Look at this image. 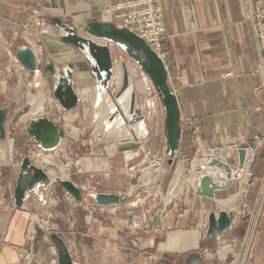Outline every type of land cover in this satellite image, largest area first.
Returning <instances> with one entry per match:
<instances>
[{"label":"crops","instance_id":"0c3cea01","mask_svg":"<svg viewBox=\"0 0 264 264\" xmlns=\"http://www.w3.org/2000/svg\"><path fill=\"white\" fill-rule=\"evenodd\" d=\"M112 1L114 0H0V74L2 67L9 61L18 70L21 69H19L18 59L15 56V50L19 45H29L39 55L45 52L46 60L52 61L56 68L93 72L86 58L84 59L87 54H84L79 48L73 46L40 47L35 43L36 41L32 42L34 38L28 40L26 37H18L20 34L31 38L29 32L21 33L20 26H26L25 22L30 18L29 10H37L39 12L38 20L44 21L46 26L51 23L50 20L54 17L61 20H74L81 24L92 19L110 21L108 4ZM157 1L161 7L166 31L164 48L167 53L165 67L168 83L176 95L181 128L174 161L170 164L166 161V164L178 167L183 163L184 166H189L187 171L193 178L195 175L197 179L201 173L208 171L207 163L216 159L219 165L210 168V171L211 173L219 171L220 175L211 174V176L216 182L224 184L214 188L215 197L200 195L194 186V190L191 189L192 191L187 195L190 197V203L184 204V208L191 209V215L175 213L174 209H184L183 206H178L176 201L166 208L169 209L168 211L162 213L160 225H149L150 218L158 214L160 210L159 201L156 199V204L151 206V209L156 210L150 212L145 220V225L142 224V228H147L154 236L163 231L162 241H160L163 246H176L182 251H191L199 245L209 244L213 241L205 236L206 215L209 209H212L211 207L214 210L225 209L235 213L234 221L226 232L237 240L241 239L245 226L247 227V222L240 214V209H258L260 215L256 219L255 226L253 227L252 224L250 227L245 244L248 243V249L251 240L253 241V252L249 264H264V194L262 197L260 191L261 182L264 179V144L258 148L256 160L252 166L254 184L247 187L242 199L236 197L231 207H223L218 203L219 200L223 201L236 195L234 192L237 191L239 185L235 181L240 180L239 175L242 170L239 169L240 167L230 168L226 176L224 169L227 166L225 165L237 164L238 149L246 147L248 140L254 134L264 136V76L258 70L259 51L250 22L247 19V8L251 10L252 4L250 0ZM261 1L264 3V0ZM31 25L29 23V26ZM46 36L48 37V34ZM39 60L44 62V59L40 58ZM118 68L120 69V66ZM118 77L119 73L117 72V81H119ZM72 80L76 81L74 77ZM2 92L3 90L0 88V107L11 106L13 111L16 102L19 101L18 92L14 89L9 90L6 94ZM155 102H158V99ZM155 104L156 117L157 120L160 119L162 125L156 126V131L153 130V132L150 127L148 128L149 134L145 135L142 147L127 152H118L112 158L110 165L107 168L102 167L101 170H98L97 165L102 162L100 159H108L107 154L104 156L99 154L101 157L97 154L83 156L76 164L80 165L81 169H85L90 176L98 173L108 176L116 172L123 175L125 168L122 165L123 160L125 163L133 162L137 165L150 155L163 157L164 113L160 102ZM191 118L201 128L199 137L195 140L190 138L191 127L188 119ZM149 137H151V142L148 141ZM213 149H216V152ZM94 156L100 159H95ZM108 160L110 161V159ZM117 162L119 166H116ZM197 167L200 169L195 172ZM243 172L248 176L247 170ZM88 182L91 181L87 180L86 183ZM241 182L245 183L246 181ZM86 183L75 184L81 186L82 189L88 188ZM111 187L96 189V192H121L115 188L111 189ZM40 189L39 187L38 190ZM38 190L34 192L39 195ZM258 194H260V198H258ZM244 202L247 207L242 206ZM12 210L14 209H11L8 216L4 218L2 217L3 213L0 212V230L1 228L5 229L9 223L8 218H10ZM18 210L23 218V212L28 209H16L14 212ZM100 227V230L106 228L102 225ZM108 229L111 231L110 234H115L114 229ZM255 229L257 231L255 236L253 238L251 236L249 239L248 236ZM72 259L78 264L73 256ZM54 261L56 263V259ZM0 264H17V258L10 247L0 248Z\"/></svg>","mask_w":264,"mask_h":264},{"label":"rangeland","instance_id":"374dc122","mask_svg":"<svg viewBox=\"0 0 264 264\" xmlns=\"http://www.w3.org/2000/svg\"><path fill=\"white\" fill-rule=\"evenodd\" d=\"M116 1L114 0L109 3L108 9ZM250 2L252 9L247 8V19L250 22L257 47L262 48L264 47V3L261 0H250ZM154 3L159 4L157 0ZM29 11L30 18L25 22L26 26H20V29L22 28L21 33L23 31L29 32L31 38L27 35L21 36L20 34L18 37H27L26 39L28 40L34 38L32 42L36 41L35 43L39 44L40 47H76L61 41L55 32H50L51 34H49V31L46 30V27H48L45 25L46 23L38 20L37 15L39 12L37 10ZM62 21L76 27L78 32H80L83 25L81 22L78 23L69 19ZM110 22L119 25L115 21H112L111 16ZM29 23L32 25L29 26ZM48 24L51 27L58 26L56 24ZM53 29L56 31L55 28H51V30ZM46 32L48 37L46 36ZM165 40L166 34L163 38L162 47H165ZM259 56L258 70L264 76V52L262 51ZM39 72L44 82L43 86L39 88L33 86L31 83L34 80L33 75L30 73L26 75L22 69L18 70L17 67L10 64V61L2 67L0 74V88L3 92L6 94L9 90L14 89L18 92L19 97V101L16 102L13 111L11 110L7 117L5 137L0 138L1 145H4L8 138L12 139V150L9 151L6 149L7 147H4V153L7 156L6 160H4L5 157L0 158V212L3 213L2 217H7L9 211L14 209L10 214V218H8L9 225L7 224L5 229L1 228L0 230V248L10 247L17 258V264H57V260L56 263L54 261L56 259V251L48 237L50 232H56L62 238L64 237L63 239L70 254L77 260L78 264H239L240 258V264H249L253 252V241L251 240L247 249L248 243L247 245L245 244L247 241L246 235L252 224H254V227L257 223L256 219L260 215L258 209H240V214L244 217L245 222H247V227L245 226L240 240L229 236L225 231L226 233L224 232V235L219 239L213 240L209 244L199 245L191 251H182L176 248V246H163L160 243L163 231L154 236L147 228H142V224L145 223L150 212L156 210L151 209V206L156 204V199L159 201V212H161V215L163 212L168 211L169 209L166 208H169L176 201L178 206H183L182 208H184V204L190 203V197H187V195L192 191L190 185H192L194 190L196 177L194 175L193 180L192 175L187 171L189 166H184L183 163H181L182 165L179 164L178 167L180 166L181 168L179 174L175 176L178 167L167 165V160L155 168L154 171L149 170L145 173L139 172L137 167L134 168L135 163H125L123 160L122 165L125 168L122 167L124 171L122 168L121 170L124 176L118 172L108 176L102 173L91 174L90 176L85 169H81L80 165L76 163L83 156L95 154L104 156L107 154L106 156H108L110 161L106 158L100 159L99 157H94L95 159L99 158L103 160L102 164L99 165L107 164L108 167L112 158L118 152L108 149L109 145L114 141V136H110L101 128L98 116H94L91 111L92 104L90 101H79L75 109L73 108L71 111H67V109L58 105L59 103H57L56 98L53 96V82L42 69ZM74 80L76 79L74 78ZM76 85L78 84L76 83ZM37 91L46 94L43 101L45 113L42 116H48V118L54 120L62 128H65L63 115L64 112H69L72 117L69 118L70 125L67 127V130L70 131L71 128L76 130L74 134L65 132V136L61 141L62 144L60 143L58 147L48 151L42 149L24 128L30 119L37 117L32 115L31 103L27 97L28 93L36 94ZM152 98L154 99L153 106H150L148 110L147 105L149 99L151 100ZM149 99H145L142 104L143 112L144 114L146 113L145 117L148 116L150 118L148 123L153 132V130L156 131V126L162 125L160 119L157 120L156 117L155 103H159L160 101L155 90L153 97ZM156 99H158V102H155ZM188 121L191 127L190 138L195 140L199 137L201 128L198 124L194 123L192 118L188 119ZM255 135L261 137L263 145L264 136L260 134H254L247 144L252 142ZM148 141L151 142V137L148 138ZM41 149L45 151L44 153L47 154L49 160L44 165H38L34 160L37 151ZM213 150L216 152V149ZM23 156H28L31 161L46 171H48L47 168L54 169L57 172L60 167L67 168L64 171H66L68 179L78 185H83L87 180H90L91 182L86 183V185L92 184L95 189L93 190L89 187L81 189L79 187L83 194V200L76 201L54 180L51 182V185L48 184L50 187L48 185V187H41L42 193L39 195L31 190L32 192L30 191L26 196L24 208L18 207L14 204L13 188L17 176V167ZM156 157L158 156H147L138 165ZM114 159L118 161V159ZM90 161L92 162V159ZM116 166H119L118 162ZM199 169L200 167L195 168V172H198ZM98 170H101V168H98ZM243 171L245 169H242L240 172V180L235 181L239 185L237 186V191L234 192L236 194L234 195L235 197L230 196V198L228 197L223 201L219 200L218 203L227 202L232 198H234L232 201L234 203L236 197L242 199L247 187L254 184L252 166L249 176ZM57 176H59V173ZM57 176L55 177L57 178ZM50 177L54 179V176L51 174ZM230 180L233 179L230 178ZM241 181H246L245 188L241 185L243 184ZM261 183L260 191L263 197L264 179ZM110 186H112L111 189L115 188L126 193L127 197L114 206L97 205L93 197L90 200V204L86 203L85 196L88 192L109 188ZM90 194L92 195L93 193L91 192ZM259 195L258 198H260ZM87 196L89 195L87 194ZM132 201H136L135 204H130ZM242 206L247 207V204L244 202ZM103 207L108 209H104ZM211 208L209 211L214 210L213 207ZM16 209L28 210L23 212L22 218L19 210L14 212ZM174 210L175 213L191 215V209ZM100 225L107 229L100 230ZM108 228L114 229L115 234H110L111 231ZM256 229L250 233L252 238L257 232Z\"/></svg>","mask_w":264,"mask_h":264},{"label":"water","instance_id":"95a60500","mask_svg":"<svg viewBox=\"0 0 264 264\" xmlns=\"http://www.w3.org/2000/svg\"><path fill=\"white\" fill-rule=\"evenodd\" d=\"M52 24L62 27L65 33L58 34V38L64 43L71 44L79 48L81 51H87L86 60L90 64L94 76L101 82L103 87H107L112 74V63L109 52V43H114L122 48L125 53L136 62L139 68L152 82L163 108V138H164V154L167 157V163L173 162V155L177 151L180 139V113L176 95L168 83V74L166 67L158 55L151 49L147 42L135 34L130 29L114 24L110 21H99L96 19L89 20L82 25V33H78L76 27L68 25L60 18L54 17ZM95 38H102L106 42L100 44ZM15 56L21 65L31 71L36 68H42L53 82V96L64 109L74 107L78 102L73 89L72 74L69 69L54 67L52 61L46 60V53L41 54L43 63L38 60L35 52L29 45H19L15 50ZM128 85L127 74L124 71L122 81L118 92H121ZM135 92L131 91L130 110L133 109L132 121L141 117V112L136 107L134 109ZM11 106L0 107V138L5 137V123ZM26 132L45 150L55 148L65 136L64 129L55 121L48 117H39L30 120L25 125ZM139 141L135 139H125L118 143V150H125L137 147ZM245 148L238 149L237 164L230 166L225 165L226 176L230 168L240 167L243 165ZM219 163L216 159H212L207 163L208 171L199 175L196 184V191L200 195L212 197L214 188L222 186V182L213 180L211 174H219L218 171L211 173L210 168H214ZM221 165V164H220ZM197 169V168H196ZM220 175V174H219ZM222 176V175H221ZM57 181L65 191L76 201L83 200V194L79 186L70 179L54 178L52 179L42 168L35 165L28 156H23L19 163V169L13 188L14 204L22 207L28 193L38 190L39 187H46L50 182ZM123 199L121 194L115 192H97L94 195V201L97 205L119 204ZM235 213L220 209L217 212L209 211L206 216L205 236L209 239H216L225 231L229 230L234 221ZM153 224L160 225L159 219H154ZM149 225L150 224L149 222ZM49 239L53 243L56 251L57 264H75L68 251L65 240L56 232L48 234Z\"/></svg>","mask_w":264,"mask_h":264},{"label":"bare ground","instance_id":"6f19581e","mask_svg":"<svg viewBox=\"0 0 264 264\" xmlns=\"http://www.w3.org/2000/svg\"><path fill=\"white\" fill-rule=\"evenodd\" d=\"M47 26L48 27H46V30L49 31V34L55 32L56 36L58 37V34L65 33L64 29L62 27H60V26H57V27L56 26L51 27L49 25H47ZM50 27L51 28H55L56 31H54V29L51 30ZM78 33L79 34L81 33V29H80V32H78ZM94 40L96 42L100 43V44H103V43L106 42L102 38H95ZM108 49H109V52H110L111 63H112V74H111V78H110V80L108 82L107 87H103L101 85V82L97 79V77L94 76L93 72L88 73L87 72L88 70L87 71L85 70L87 72V74H86L84 70L76 69V70L71 71L72 77H74L76 79L75 85H74V81H73V89H74V92H75L76 96L78 97V102L79 101H83L84 102L86 100L90 101V103L92 104V110L91 111L93 112L94 116H98L97 118L99 119V125L101 124V126H102L101 128L104 129L106 131V133L109 134L110 136L111 135L114 136V141H112V143L109 145L108 149L110 151H113V150L114 151H118L119 153H120V151L127 152V151H129L131 149H137L138 147H142L141 144L144 141L145 135L148 136V134H149L148 128L150 126H149L148 121H149L150 118H148V116L145 117L146 113L144 114V112H143V104H142V102H144L145 99H149L150 97H153V93H154L155 88H154L152 82L150 81V79L139 68V66L136 64V62L133 61L125 53V51L122 48L118 47L114 43H109ZM33 51L35 52V54H36V56H37V58L39 60L41 58V55H39V53L36 50L33 49ZM82 52L84 54L89 55L88 52L85 51V50L82 51ZM64 59H67V57L66 58L64 57ZM84 59H85V57H84ZM81 61L83 62V60H81ZM162 62L165 63L164 60H162ZM17 63L19 65V68H21L22 71L25 74H29L30 73L31 75H33L34 80L31 82L33 86H35L37 88L43 86V83H44L43 80H42L43 78H42V76H41V74L39 72L41 68H36L33 71H31V70L23 67L18 60H17ZM88 65L90 66V64H88ZM164 65L166 66V64H164ZM118 66H120V69L118 68ZM124 71H126V74H127L128 85L126 86V88H124V90H122L121 92H119L117 94L118 89H119L120 84H121V81H122V75H123ZM117 72L119 73V77H118L119 81L116 80V73ZM116 82H117V84H115ZM76 83L78 85H76ZM131 91L135 92L134 109H136V107H137L139 109V111L141 112V117L136 119V120H134V121H132L130 119L132 117V112H133V109L130 110ZM155 92H156V90H155ZM45 95L46 94L42 93L41 91H37L36 94L28 93L27 97H28L29 102L31 103L32 115L37 116V117L32 118L30 120H34V119H37L39 117H44L42 115L45 113L44 108H43V101L45 99ZM159 100H160V98H159ZM78 102H77V104H78ZM153 102H154L153 98L151 100L149 99V103L147 105L148 106L147 107L148 110H149L150 106H153ZM57 103H59V102L57 101ZM58 105H60V103ZM75 106L72 107V108L67 109V111H69V110L71 111L73 108L75 109ZM86 111H87V108H86ZM9 113H8V115H9ZM8 115H7V117H8ZM45 117H48V116H45ZM70 117H72L71 113L64 112L63 118H64V121H65L64 126H65L66 129L64 127H63V129L65 130L66 133H73L74 134L76 132V130L74 128H71L70 131L67 130V127L70 125L69 124V121H70L69 118ZM6 120H7V118H6ZM5 126H6V123H5ZM150 129H149V131H150ZM71 130H72V132H71ZM125 139H130V140L135 139V140L139 141V145L137 147H132V148H129V149H125L126 151L125 150H118L117 149L118 143H120V141L125 140ZM61 141H60V143H61ZM58 146H56V147H58ZM4 147L5 148L7 147L6 149L9 150V151L12 150L11 149L12 148V139L11 138H8L7 142L4 145H1V143H0V158L2 159V157H5L4 160H6L7 156H5ZM106 147H108V146H106ZM6 149H5V151H6ZM57 151H59V150H57ZM44 152L45 151H43L42 149L37 151L36 156L34 158L36 164L44 165V163L47 164L49 162V160L47 158V154L44 153ZM118 152H116V153H118ZM174 156H175V154L173 155V160H174ZM160 158H164L165 160L167 159V157L165 155L163 157H160ZM101 161L103 162V160H101ZM147 161H149V160H147ZM102 162H100V164H102ZM104 166L107 167V164H103V165H99L98 164L97 165L98 168H102ZM138 166L139 165L137 164V165L134 166V168L138 167ZM237 167L238 166H236L235 168H237ZM17 168L19 169V164H18ZM40 168H42V167H40ZM180 168L181 167L179 166L177 171H176V173H175V176L177 174H179ZM235 168H231V169H235ZM18 169H17V172H18ZM42 169L49 176H50V174L52 176H54V178L59 173V176H57V177H60L62 179H68L66 177V171H64L67 168L60 167L58 172L55 171L54 169H50V168H47L48 171H46L44 168H42ZM150 170H152V169H150ZM218 173H219V171H218ZM198 177H197V179H198ZM144 179H146V178H144ZM197 179H196V181H197ZM196 184H197V182H196ZM50 185H51V182H50ZM86 187H89L90 189H93V190L95 189V187L93 188L92 184H90V185L87 184ZM41 189L38 190V193L42 192ZM195 189H196V185H195ZM89 191H91V190H89ZM91 192L93 193L92 195L90 194ZM91 192L87 193L89 196H87V194L85 196V201H86L87 204H90V200L92 199V197L94 199V195H95V193H97L96 191H91ZM120 194L123 197V199L120 200V202H121L127 197V195L124 192H120L119 195ZM214 196H215V191H214V195L212 197H214ZM71 199H72V197H71ZM233 199L234 198H232L231 200H229L227 202H221L220 206L226 207V206L233 205L234 204L232 202ZM25 200H26V198H25ZM135 202L136 201H132V202H130V204L133 205V204H135ZM114 205H118V204H112V206H114ZM23 206H24V204H23ZM212 211H214V210H212ZM214 212H217V211H214ZM159 213L155 214L154 216H152L150 218V224H153V217L156 220L157 219L160 220L162 215H161V212H159ZM208 213H209V211L207 212V214ZM155 225H158V224H155ZM250 237H251V235L248 236V238H250ZM213 240H215V239H213ZM54 249H55V247H54ZM71 257H72V255H71ZM74 261L75 260H73V262ZM240 261H241V258L239 260V264H240Z\"/></svg>","mask_w":264,"mask_h":264},{"label":"built area","instance_id":"2783aa9c","mask_svg":"<svg viewBox=\"0 0 264 264\" xmlns=\"http://www.w3.org/2000/svg\"><path fill=\"white\" fill-rule=\"evenodd\" d=\"M154 1L117 0L111 5L109 12L112 21L130 29L139 37L143 38L158 57L165 62L167 60V53L165 48L162 47V43L166 32L161 7L158 3H154ZM258 51L259 54L262 51L264 52V47H258ZM262 143L261 137L255 135L252 142L245 147V161H243L244 164L239 169L247 170L249 172L248 176L250 175V168L255 162L258 147ZM164 160V158L160 157L152 158L139 165L137 169L142 173L148 172L150 169L154 171L155 168L164 163ZM241 185L245 188L246 182ZM190 186V189H193L192 185Z\"/></svg>","mask_w":264,"mask_h":264}]
</instances>
